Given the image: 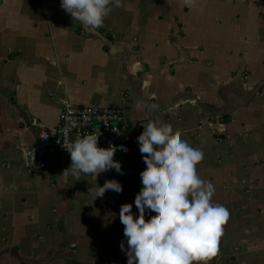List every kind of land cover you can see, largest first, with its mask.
<instances>
[{"label":"crops","instance_id":"obj_1","mask_svg":"<svg viewBox=\"0 0 264 264\" xmlns=\"http://www.w3.org/2000/svg\"><path fill=\"white\" fill-rule=\"evenodd\" d=\"M110 7L85 30L60 0H0V264L126 262L118 213L142 187L141 154L122 157L123 175L61 177L59 156L24 167L65 102L171 125L203 152L197 174L228 212L207 264H264V0ZM106 179L122 191L94 199Z\"/></svg>","mask_w":264,"mask_h":264},{"label":"clouds","instance_id":"obj_2","mask_svg":"<svg viewBox=\"0 0 264 264\" xmlns=\"http://www.w3.org/2000/svg\"><path fill=\"white\" fill-rule=\"evenodd\" d=\"M184 3L191 7L194 0ZM110 5L119 7L120 0H60V7L85 30L100 27L112 11ZM98 136L85 134L67 145L71 163L61 177L71 174L78 179L83 173L96 178L109 169L124 174L113 157L127 148L99 147ZM136 140L146 167L139 173L142 187L133 202L119 207V221L124 226L119 247L126 256L125 264H207L217 254L228 212L212 201L213 184L197 174L203 152L173 132L169 124L149 122ZM106 190L120 193L122 185L106 179L95 190L89 187L88 193L95 199Z\"/></svg>","mask_w":264,"mask_h":264},{"label":"built area","instance_id":"obj_3","mask_svg":"<svg viewBox=\"0 0 264 264\" xmlns=\"http://www.w3.org/2000/svg\"><path fill=\"white\" fill-rule=\"evenodd\" d=\"M153 117L128 123L119 109L97 105L74 106L65 102L58 114L56 125L45 129L38 140L24 151V167L29 172H41L53 157H62L70 165L67 145L85 134L99 133L98 146L107 148L124 145L127 152L117 151L114 160L121 162L124 156H137V136Z\"/></svg>","mask_w":264,"mask_h":264}]
</instances>
